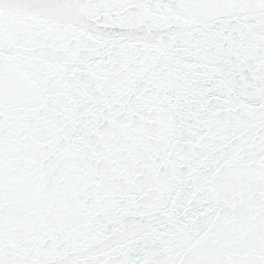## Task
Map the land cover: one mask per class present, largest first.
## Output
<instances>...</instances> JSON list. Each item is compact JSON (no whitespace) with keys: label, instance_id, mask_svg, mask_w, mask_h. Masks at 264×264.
Returning a JSON list of instances; mask_svg holds the SVG:
<instances>
[{"label":"snow or ice","instance_id":"obj_1","mask_svg":"<svg viewBox=\"0 0 264 264\" xmlns=\"http://www.w3.org/2000/svg\"><path fill=\"white\" fill-rule=\"evenodd\" d=\"M0 264H264V0H0Z\"/></svg>","mask_w":264,"mask_h":264}]
</instances>
